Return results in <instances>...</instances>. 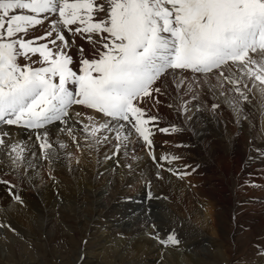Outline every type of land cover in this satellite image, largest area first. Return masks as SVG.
<instances>
[{
	"label": "snow or ice",
	"instance_id": "1",
	"mask_svg": "<svg viewBox=\"0 0 264 264\" xmlns=\"http://www.w3.org/2000/svg\"><path fill=\"white\" fill-rule=\"evenodd\" d=\"M49 21L52 27L44 35L29 38ZM65 29L74 36L86 34L90 43L100 46L92 58L81 56L75 69ZM21 58L26 62L21 64ZM185 70L194 74L192 80L175 76ZM169 75L175 91L186 88L192 100L197 99V88H219L234 111L241 112L242 102L251 103L245 77L252 87L259 82L264 93V0H0V125L38 131L60 122L65 125L62 131L75 140V129L68 126L70 109L83 105L109 118L90 131L84 124L86 139L98 144L99 129L114 133L118 154L120 132L128 125L150 146L147 125L158 118L144 105L159 103L155 97L162 89L157 82ZM8 136L0 130V147L9 148L16 169L24 163V148L6 145ZM37 139L44 159L58 158L46 130L38 131ZM14 199L22 203L18 195ZM3 227L11 228L0 224ZM160 243L179 241L173 233Z\"/></svg>",
	"mask_w": 264,
	"mask_h": 264
},
{
	"label": "rangeland",
	"instance_id": "2",
	"mask_svg": "<svg viewBox=\"0 0 264 264\" xmlns=\"http://www.w3.org/2000/svg\"><path fill=\"white\" fill-rule=\"evenodd\" d=\"M51 27V21L43 24L42 26H38L35 31L30 33L29 38L42 36ZM64 33L66 34L68 31L65 30ZM77 35L80 41L79 44L77 43L74 45L76 48H78V56L80 58L81 56L84 58H92L100 46H94L92 43L87 41L85 38L86 34ZM81 49L83 50L82 52ZM70 55L73 57V53ZM250 55H253L254 58L259 59L258 54L250 53ZM34 57L39 59L38 55ZM73 60H77L75 56L73 57ZM250 67L254 66L250 65ZM235 70L238 69L234 68L233 71ZM177 73L180 75L178 77H185L189 81L192 80L194 75L190 70H185L184 73L177 71ZM237 75H239V72H237ZM244 80L248 83V86L252 89V91L248 93L251 103L242 102V107L248 105L255 109V104H258L259 107L263 108L261 113L257 115V118L255 119L260 125L256 127L260 129L261 133L264 135V93H261L259 90V82H256L258 85L257 87H252V81L248 80L247 77H245ZM171 81L172 79L170 80V83ZM211 82L213 84L216 83L214 75L211 77ZM171 86H173L172 83ZM182 91L183 96L181 100L177 99V91L172 92V94L169 95V99L174 97L176 101H169L165 105L164 109L161 107L162 104L160 102L154 103L153 101H149L147 103L148 107L144 106L145 108L149 109V114L151 116H156L158 118L157 121L147 125L152 133L150 136V146L141 137H139V135L134 131V129H131L130 126L129 129L131 131H129L128 136L133 135L134 137L127 138L125 141H132V144H134V149L137 143H141V147L144 150L143 152L146 153L150 160L153 161L152 163H154L151 164L152 166H146L142 170L137 169L141 176L140 179H147V181L152 183H157L158 181V186L160 187V185L164 183H160L163 179H160L159 169H156V173L154 171L155 169L153 168L154 165H157L158 167H161V169H164V165L161 164L164 163V160L169 161L171 163L169 165L173 168H176L174 176L181 178L180 180H183L182 178L185 176L183 177L177 174L178 172L182 173V171L185 170L186 172L190 173L186 176L187 179L183 180L184 188L186 190L189 189V192H193L195 194V197L193 198H195L197 204L199 203L198 206L201 210L200 220L209 221L207 223L204 221L200 222V220L193 218V220H191V216H189V213L187 212L189 210V205L184 201L187 195L185 196L183 194H179L178 200H174L172 196L169 198V201L172 203V205H174L173 211L178 214L179 218L172 216L168 220L166 215H164V217L162 215L158 216L157 213L159 212H157L156 206H154L155 202H153L152 207L151 205L149 206V209L146 211V213H148V216L151 215L153 219H158L161 224L164 222L165 226L160 225L159 228L164 232L163 234L166 239L170 234L175 233V237L179 241L178 238H180V230L170 226L171 224L173 226L177 221L178 222L176 225L179 226V224H182V226L186 228L185 230L190 232L195 230L193 233L199 232L198 234L200 236L205 235L211 243L210 247H208V251L211 252V264H264V176H262V174H264V168L261 164L264 151L262 152L257 143H254V141L258 140L259 138H246L242 137L240 134L239 138H231L229 141L228 137L231 135V133L238 129L242 124L239 122L236 124L234 123V118H237L240 112L238 113L234 111L233 107L226 102L227 94L221 95L219 88L214 90H209L207 86H205L203 90L197 88L195 93L197 95V99L195 100L191 99L193 93L185 94L187 91L186 88L182 89ZM245 91L247 92V89H245ZM155 99H157V96ZM214 104L219 105V107L213 108ZM184 106L187 108L186 112L184 111ZM229 110L231 113L228 115L226 111L228 112ZM88 111L95 114L96 116H99L100 118H104L105 120L109 121V118L97 113L95 109L88 108ZM195 111L202 113L201 115L209 114V117L213 118L215 124H217L215 128L209 127L208 122L202 124L198 116H195ZM194 117H196V119ZM193 119H195V121H193ZM244 121L249 122V116H244ZM153 124L155 127H153ZM159 128H168L169 131L167 133L160 132L158 130ZM173 129L177 130L173 131ZM123 133L124 132L121 130V139L119 143H121L122 137H124L122 135ZM219 133L220 136H218ZM98 135H105V131L103 129H99ZM113 138L115 141V150L117 151L118 141L115 135ZM74 143L77 145V142ZM122 144L123 143H121V145ZM226 149H230L232 151L233 160L231 163L233 164V170L231 169V172H229L230 178L226 184L225 195H222V197H227L228 200L230 197V203H218L219 206L216 204V207H214V204H210L207 198H201V196L191 188L195 182L188 180V178L191 179L194 177L195 181H202L201 176L203 177L205 175L207 169L214 170L216 175L219 176L220 171L215 167L216 160L211 159V155L215 151H224ZM77 151L78 153H82L79 149ZM134 154L135 153H130L131 156H135ZM162 155L163 157H167V159H161ZM153 156L155 159L152 158ZM173 157H178L179 159H173ZM122 158V160H115L116 164L114 163L108 169L107 176L108 178L110 177L108 180H103L97 177L99 202L103 199H109V201H112L116 198H120L122 195V188H117V194L114 192L115 187L119 184V182L116 180L118 177L116 170L118 167H122L123 171L126 172L132 170L134 167V164L131 165L129 163V161L132 162V159L129 160L126 157L124 158V156H122ZM126 159L129 161H125ZM76 161L77 160H73V163L70 164H73V167L76 168H84L83 165L79 163V160L78 162ZM165 170L167 169L165 168ZM102 175L103 174L101 173L99 174L100 177ZM52 176L55 178L53 174L48 175L50 179L53 178ZM131 180L129 183L123 184V188L126 186L124 189L125 193H128L130 190L138 191L139 185H144V180H139L138 175H136V178H131ZM147 185H149V183ZM156 186L157 184L155 185V189ZM136 195H132L133 198H135ZM141 195L145 197L144 201H148L150 204L152 203L150 202V199L152 200L155 198L152 195L149 197V193H147L146 189L141 192ZM162 195H165V197L169 196V194L165 192H162ZM90 197L91 196L87 198ZM87 198H84L81 201L85 205L84 209H87L92 205V202L90 201L91 198ZM122 203L124 204L123 206H121L119 203L115 207H112V212L120 215L117 212L118 209H123L124 212L127 213L131 211L132 206L129 207L128 202ZM141 207L140 209H142ZM207 208L212 209L213 213H220L221 211L222 223H218L217 228L216 225L210 222L208 213L209 210ZM50 215L51 217L49 223L46 226L45 220H42L41 216L35 220L37 224L39 223V230L35 225L31 226L30 228H26L15 223L4 222V224L10 225L11 228L5 227L6 231H4V234H0V237L3 239L2 247L4 248L3 251L0 248V264H86L84 263L86 260L85 255L83 256L84 252H87V254L92 253V251L96 248L100 249L99 251H101L103 254H100L99 256L97 255L98 257H96V260L92 259L91 261L93 264H125L127 261L126 254L128 253L123 252L120 249L117 250L113 246V239H110L108 243H105L103 248L96 246L100 237L96 234L94 229H91L90 225L87 226L85 223L87 222L86 219L89 217L86 212L85 214L83 213L84 217L86 218L84 223H82V221L76 222L75 219H67L66 215L59 212L58 208L53 209ZM95 218L96 216L91 217L92 220ZM175 220L177 221L175 222ZM87 223L89 224L90 221ZM123 224L125 227L122 225L118 228L120 230L119 236H125L124 238L128 239L127 232H130L131 229L130 226L126 227V223ZM201 227L203 229H201ZM12 229H14L15 232H13ZM103 230L101 229L100 231L103 232ZM104 231L105 234L107 233L106 235L109 234V230ZM95 235L98 236V239ZM134 240L129 238V240L126 242L127 247L130 246L131 241L133 242Z\"/></svg>",
	"mask_w": 264,
	"mask_h": 264
},
{
	"label": "bare ground",
	"instance_id": "3",
	"mask_svg": "<svg viewBox=\"0 0 264 264\" xmlns=\"http://www.w3.org/2000/svg\"><path fill=\"white\" fill-rule=\"evenodd\" d=\"M65 30L68 31L67 29ZM64 35L66 40H68L69 44L71 45L68 49V53H73V57L75 56L77 59L73 60L74 69L78 68L80 57L78 56V48L75 47V45L77 43L79 44L80 41L78 39V35L74 36L70 31H68L66 34L64 33ZM33 59L38 60L37 57H34ZM25 62L26 61L21 58L20 63L23 64ZM34 66L39 65L37 64ZM235 72H239V70H235ZM171 76L172 75H169L167 78L157 82V86L162 89L161 94L157 96V100L163 105H161L163 109L169 101H176L174 97L169 99V95L172 94V92H175L174 87L171 86L170 83V80L172 79ZM175 76L178 77L180 75L176 72ZM177 94V99L181 100L183 91L178 92ZM147 103L144 106L148 107ZM242 109L243 110L240 112L239 116L234 118L235 124L237 122L242 124L238 129L231 133V135L228 137L229 141L231 138H239L240 134L242 137L246 138H259L258 140H255L254 143H257V145L260 147V150L263 152L264 135L261 133L260 129L256 127L259 124L255 119L257 118V115L261 113L263 108L259 107L258 104H255V109L248 105L243 106ZM70 112L72 116L69 120L68 126L75 129V140H73L72 136H69L66 130L62 131V129L65 128V125L60 122H54L50 125H47L46 129L38 130L39 133H43L45 130L48 132V140L53 145V148L55 149L58 156V158L54 160L44 159V154L40 149L41 141L37 139V130L27 129L16 125H0V130L9 133L8 137H4L6 145L16 143L24 148V163L19 168L13 169L12 161L9 155V148L0 147V181H8V183L0 182V224H4V222H10L26 228H30L31 226L35 225L39 230V223L37 224L35 220L41 216V219L45 220L46 226L49 223L51 217L50 213L55 208H58L59 212L65 214L67 219H75L76 222L82 221V223H84V220L86 219L83 213L85 214L86 212L89 216L86 220L87 222L90 221V223H85L87 226L90 225L91 229H94L96 234L100 237L96 246L103 248L105 243H108L110 239H113V246L117 250L120 249L123 252L128 253L126 254L127 261L125 264H211V252L208 251V247H210L211 243L205 235L200 236L198 234L199 232L193 233L195 230L193 232L185 230L186 228L183 227L182 224H179V226L176 225L178 221L175 220V222H177L173 226L172 224L170 226L180 230V238H178L179 244H168L165 246L160 243V240H166V237L163 234L164 232L159 228L160 225L165 226L164 222L161 224L158 219H153L150 214V216H148V213H146V211L149 209V206L151 205L152 207L153 202H155L154 206H156L157 212H159L157 213L158 216L162 215L164 217V215H166L168 220L172 216L179 218L178 214L173 211L174 205H172V203L169 201V198L172 196L174 200H178L179 194H183L185 196L187 195L184 201L189 205V210L187 209V212L189 213L188 215L191 216V220H200L201 210L198 206L199 203L197 204L195 198H193L195 197V194L193 192H189V189L188 191L184 188L183 180L187 179V175H183V177H185L182 178L183 180H180L181 178L174 176L176 168L170 166L169 164L171 163L169 161L164 160V163L161 164H163L167 170H165V168L161 169V167H158L157 165H154L153 168L155 169L154 171L156 173V169H159L160 179H163L160 183L162 184L164 182V185L162 184L159 187L158 181L157 183H152L147 181V179H140L141 176L137 169L142 170L146 166L148 167L154 163H152L153 161H151L148 155L143 152L144 150L141 147V143H137L134 149V144H132V141H125V137H134L133 135L128 136L129 131H131L128 125L125 126L126 129L122 130L124 132L122 134L124 137H122L121 141V143H123L122 147L119 149V153L115 154V141L113 138L115 135L114 133L105 132V135L99 136L97 132L96 136L99 137L100 143L96 144L92 139H86L88 134L83 128L84 124H88L90 131L92 126L99 128V125L108 122L107 120L91 113L88 111V108L83 105H73V107L70 109ZM76 113H80V116L77 117L75 115ZM226 113L229 115L231 111H226ZM99 114L104 116L102 113ZM201 114L202 113L195 111V116H198L202 124L208 122L209 127L215 128L217 124H215L213 118L209 117V114ZM244 116H249L250 121H244ZM89 118H91V120ZM194 118L196 119V117ZM195 119H193V121H195ZM105 136L108 137L107 141L104 140ZM218 136H220V133ZM74 142H77V145H75ZM61 143L65 144L66 147L63 149L60 148L59 145ZM78 149L82 153H78ZM130 153H135V156H131ZM122 156H124V158H128L129 160L132 159L133 163L127 159L125 161H129L131 165L134 164L133 169L130 171L125 170L126 172H124L122 167H118L116 170L118 175L116 180L119 182V184L117 186L114 184L116 186L114 192L117 194V188H122V195L120 198H116L112 201L101 198L103 200L99 202L97 177L103 180H108L110 178L107 176L108 169L115 163V160H122ZM262 157L261 164L264 168V156ZM211 159L216 160L215 167L220 171L219 176L216 175L214 170L207 169L205 175L203 177L201 176L202 181H195L194 177L191 179L188 178V180L195 182L193 185L195 189L193 187L191 188L196 193H198L201 198H207L208 202L210 204H214V207H216V204L219 206L218 203H230V197L228 200L227 197L223 198L222 195H225L226 192V184L230 178L229 172H231V169L233 170V164L231 163L233 160L232 151L230 149H226L224 151H215L211 155ZM73 160H77L76 162L79 160V163H81L84 168L73 167V164H70L73 163ZM169 169L172 171H169ZM182 172L186 171L183 170ZM100 173L103 174L101 177L99 176ZM49 174H53L55 178L52 176L53 178L50 179L48 177ZM136 175L139 176V180H144V185H139L138 191L130 190L128 193H125L124 189L126 186L123 188V184L129 183L131 178H136ZM262 176H264V174H262ZM148 183L149 185H147ZM156 184L157 186L155 189ZM144 189L147 190V193H150L155 197V200L150 199V202H152L151 204L148 201L145 202V197L141 195V192H143ZM162 192L169 194V196L165 197V195H162ZM135 193L139 194L136 195ZM16 195L21 198L22 203H18L14 199V196ZM132 195H136L135 198H133ZM89 196H91V199L87 198ZM84 198L90 199L92 202V205L90 204L91 206H89L87 209H84L85 205L81 202ZM122 202H128V206H132L131 211L127 213L124 212L123 209H118L117 212L120 215L113 213L112 207H115L119 203L121 206H123L124 204ZM140 207L142 209H140ZM209 208L207 209L209 210L208 213L210 222L216 225L217 228L218 223H222V213L221 211L220 213H213L212 209ZM92 216H96V218L92 220ZM122 221L123 223L127 224L126 227L130 226L131 230L130 232H127L128 239H125V236H119L120 230L118 228L124 225ZM201 221L208 223L209 220H200V222ZM101 229L106 231L109 230V234L106 235L107 233L105 234L104 230L101 232ZM201 229L203 228L201 227ZM4 231H6L5 227L0 228V234H4ZM98 236H96L97 239ZM129 238L135 240L133 242L131 241V245L127 247L126 242L129 240ZM2 244L3 239L0 237V248L3 251L4 248L2 247ZM99 250L100 249L96 248L92 251V253L88 254L87 252H84L83 256L85 255L86 259L84 263L93 264L91 260H96V257H98L100 254H103Z\"/></svg>",
	"mask_w": 264,
	"mask_h": 264
}]
</instances>
